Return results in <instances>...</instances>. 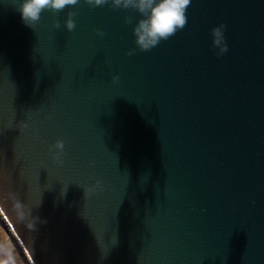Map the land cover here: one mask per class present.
<instances>
[{
	"label": "water",
	"instance_id": "1",
	"mask_svg": "<svg viewBox=\"0 0 264 264\" xmlns=\"http://www.w3.org/2000/svg\"><path fill=\"white\" fill-rule=\"evenodd\" d=\"M186 14L126 55L134 10L81 0L29 28L0 0V216L34 264H264V0H191ZM10 191L42 201L32 246Z\"/></svg>",
	"mask_w": 264,
	"mask_h": 264
},
{
	"label": "clouds",
	"instance_id": "2",
	"mask_svg": "<svg viewBox=\"0 0 264 264\" xmlns=\"http://www.w3.org/2000/svg\"><path fill=\"white\" fill-rule=\"evenodd\" d=\"M14 9L20 14L21 20L26 27L33 28L41 19V13L48 10L54 13L63 12L67 8L77 6L81 0H11ZM90 8L108 6L113 10H134L140 18L136 20L132 33L136 48L130 49L126 55H133L137 49L140 51H149L157 46L162 40H167L174 36L177 31L182 30L188 23L187 9L191 0H83ZM75 11L67 13V19L64 21V27L68 31L75 28L73 17ZM124 23L131 24L132 17L126 16ZM53 28L59 29L60 22L53 21ZM224 25L220 24L211 29L212 46L217 49L216 55L221 56L227 52V44L224 37ZM98 37H103L102 30H96ZM114 83L119 81V76L112 77ZM27 125L23 121L19 122V130ZM52 161L56 164L62 163L64 155V141L57 139L49 146ZM4 179L7 180V174ZM84 197L96 191H103L101 181L96 180L91 186L83 187ZM66 194V189L61 193V197ZM11 212L16 222L22 225L29 235V243H34L35 237L31 233L38 231V225L46 223L39 216L32 214L33 208H38L42 201L36 202L34 206H29L20 199L15 192L8 193ZM103 259V257H102ZM0 264H23L15 251L11 241L0 243Z\"/></svg>",
	"mask_w": 264,
	"mask_h": 264
},
{
	"label": "rangeland",
	"instance_id": "3",
	"mask_svg": "<svg viewBox=\"0 0 264 264\" xmlns=\"http://www.w3.org/2000/svg\"><path fill=\"white\" fill-rule=\"evenodd\" d=\"M7 231V230H6ZM9 238L8 231L5 232L2 228H0V243L7 242ZM16 251V249H15ZM18 254V253H17ZM19 256V255H18ZM20 257V256H19Z\"/></svg>",
	"mask_w": 264,
	"mask_h": 264
},
{
	"label": "bare ground",
	"instance_id": "4",
	"mask_svg": "<svg viewBox=\"0 0 264 264\" xmlns=\"http://www.w3.org/2000/svg\"><path fill=\"white\" fill-rule=\"evenodd\" d=\"M8 235H9L8 241H11L12 245L15 246V248H17L19 250V252H21L23 254L22 249L16 244L10 230L8 231Z\"/></svg>",
	"mask_w": 264,
	"mask_h": 264
}]
</instances>
